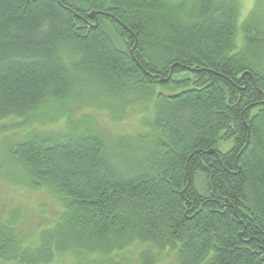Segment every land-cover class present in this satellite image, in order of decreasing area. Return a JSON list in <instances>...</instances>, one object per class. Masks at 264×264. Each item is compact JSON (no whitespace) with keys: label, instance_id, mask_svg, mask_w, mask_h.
<instances>
[{"label":"trees","instance_id":"16d2710c","mask_svg":"<svg viewBox=\"0 0 264 264\" xmlns=\"http://www.w3.org/2000/svg\"><path fill=\"white\" fill-rule=\"evenodd\" d=\"M238 10V0H0V119L42 109L54 121L51 103L88 88L153 101L136 139L109 141L71 118L62 136L34 129L10 144L28 186L60 211L28 244L10 212L0 262L77 251L80 264H122L137 242L140 264L167 249V264H264V23L249 13L238 46Z\"/></svg>","mask_w":264,"mask_h":264},{"label":"rangeland","instance_id":"374dc122","mask_svg":"<svg viewBox=\"0 0 264 264\" xmlns=\"http://www.w3.org/2000/svg\"><path fill=\"white\" fill-rule=\"evenodd\" d=\"M238 5L235 40L238 46H243L245 39L242 31L249 13L256 11L259 22L264 23V0H238ZM169 91L166 87H155V93ZM51 105L49 110L56 117L54 121L43 122L42 109L30 111L22 117L12 115L0 119V221L6 220L10 212L17 210L16 228L26 244L38 240L40 231L55 220L60 206L48 190L28 186L21 164L8 151L16 138L34 129L50 136H62L67 130V120L72 118L75 121L70 123L79 128H85L88 124L86 122L91 121L92 126L100 130L109 141L119 135L136 139L139 134L148 133L145 123L153 118L152 99L143 98V94L134 91L104 97L88 88L82 95L69 94ZM227 148V145L223 147ZM143 246L136 242L116 258L121 259L122 264H140L139 255ZM175 256L174 251L167 249L158 258L157 264L172 262ZM80 259L79 252L66 251L57 254L46 264H80Z\"/></svg>","mask_w":264,"mask_h":264},{"label":"water","instance_id":"95a60500","mask_svg":"<svg viewBox=\"0 0 264 264\" xmlns=\"http://www.w3.org/2000/svg\"><path fill=\"white\" fill-rule=\"evenodd\" d=\"M91 15L95 16L96 15V12L95 11H92L91 12ZM243 75H245V72L243 73ZM167 80H168V77H166V78H164V77L160 78V81H167ZM208 151L209 152H214L215 151V148H211Z\"/></svg>","mask_w":264,"mask_h":264},{"label":"flooded vegetation","instance_id":"af4514ba","mask_svg":"<svg viewBox=\"0 0 264 264\" xmlns=\"http://www.w3.org/2000/svg\"><path fill=\"white\" fill-rule=\"evenodd\" d=\"M253 114H254V113H253V110L251 109V110H250V113L248 114V117H249V118H252ZM242 115H243V114H242ZM214 153H215V152H214Z\"/></svg>","mask_w":264,"mask_h":264}]
</instances>
